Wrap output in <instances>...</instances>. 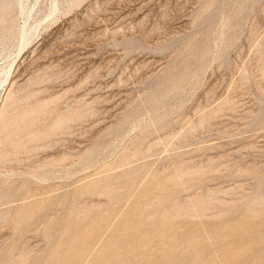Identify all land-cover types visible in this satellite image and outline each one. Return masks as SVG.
I'll return each instance as SVG.
<instances>
[{"label": "rangeland", "instance_id": "1", "mask_svg": "<svg viewBox=\"0 0 264 264\" xmlns=\"http://www.w3.org/2000/svg\"><path fill=\"white\" fill-rule=\"evenodd\" d=\"M18 1L0 105L86 116L0 165V264H264V0Z\"/></svg>", "mask_w": 264, "mask_h": 264}, {"label": "bare ground", "instance_id": "2", "mask_svg": "<svg viewBox=\"0 0 264 264\" xmlns=\"http://www.w3.org/2000/svg\"><path fill=\"white\" fill-rule=\"evenodd\" d=\"M75 1V0H74ZM212 2V1H211ZM19 1L18 0H0V38L6 39L8 31L10 30V22H9V15L11 11H13L14 7L18 6ZM20 4V3H19ZM209 4V3H208ZM20 8V6H19ZM23 5L21 4V10L22 12L25 11ZM24 13V12H23ZM22 14V13H21ZM27 14V12H26ZM23 15V14H22ZM26 17V16H25ZM27 18V17H26ZM25 18V19H26ZM25 21V20H24ZM27 22V20H26ZM25 22V23H26ZM28 25L25 24L23 26V30L21 29L20 37L22 42H28V39L31 37V27H26ZM26 27V28H25ZM37 27V26H36ZM22 28V27H21ZM33 31V29H32ZM25 46V45H24ZM22 46V48L24 47ZM10 68V67H9ZM8 68V69H9ZM11 69V68H10ZM7 70V69H5ZM8 72V71H6ZM5 73V72H4ZM10 73V71L8 72ZM7 73V74H8ZM9 75V74H8ZM8 75H5L7 77ZM9 78V77H8ZM12 80V79H11ZM39 81V78L33 79L31 82L32 84H35ZM42 81V79H41ZM40 81V82H41ZM4 83V82H3ZM12 89V88H11ZM11 89L8 90L5 101L2 105H0V165L4 164L7 161L11 162H20L21 156L28 155L34 152H38L40 150L45 149H54L56 145H58L57 137L60 135V133L64 134L67 130L71 128V124L81 121L86 116V110H73L69 109L66 111L65 114H61L57 116L55 119H51L52 121L47 124L43 129L39 128L36 129L38 131H33V129L37 126H40V123H42V114L44 109L49 106L48 104H37V103H31L26 108H22L16 113H13L14 110H17L19 105L22 103L21 101H28L30 98H32V94H26L22 98H13L16 94V92L11 93ZM28 93V92H27ZM38 100V99H37ZM36 100V101H37ZM34 102V101H33ZM51 102V101H50ZM52 104V103H51ZM53 107V106H52ZM89 111V110H88ZM215 115V112H210L208 114H205L201 117L199 125L205 124L208 122L212 116ZM44 116V115H43ZM47 117V116H46ZM44 118V117H43ZM53 118V117H52ZM45 119V118H44ZM44 121V120H43ZM45 122V121H44ZM44 124V123H43ZM37 132V133H36ZM67 133V132H66ZM137 145V142H135ZM138 146V145H137ZM139 149V148H137ZM136 150V149H135ZM134 150V151H135ZM140 150V149H139ZM147 150V149H146ZM52 151V150H51ZM55 151V150H54ZM139 152V151H137ZM136 152V154H138ZM55 153V152H54ZM86 153V152H85ZM90 153V152H87ZM132 153V152H131ZM135 153V152H134ZM56 154V153H55ZM54 154V155H55ZM83 155V154H82ZM127 154H125L126 156ZM132 155V154H131ZM50 156V155H49ZM64 156V155H63ZM70 156V155H69ZM84 156V155H83ZM89 156V155H88ZM128 156V155H127ZM136 156V155H135ZM47 157V156H46ZM51 157V156H50ZM82 157V156H81ZM87 160V159H86ZM123 161V158L121 159ZM124 160H126L124 158ZM49 161V160H48ZM66 158H54L52 157V160L49 161V166L52 167H61L64 164L66 165ZM47 162V161H46ZM69 162H71L69 160ZM64 165V166H65ZM70 165V164H69ZM73 165V163H72ZM133 173V172H131ZM128 174V173H127ZM135 174V173H134ZM137 174V173H136ZM35 178L39 179L38 181L43 183L44 181H47L48 178L45 174L41 173H32ZM132 175V174H131ZM130 175V176H131ZM127 176V175H126ZM129 177V176H128ZM133 177V175H132ZM130 178V177H129ZM108 179V178H107ZM111 179H109L110 181ZM133 180V179H131ZM105 181V179L103 180ZM108 181V182H109ZM114 183V180H111ZM135 181V180H134ZM104 184V183H103ZM45 185V184H43ZM46 187V186H45ZM44 187V188H45ZM88 187V185H87ZM92 187V186H91ZM85 188V187H84ZM83 189V188H82ZM81 189V190H82ZM92 189V188H91ZM101 190V188H100ZM86 191V189H85ZM84 191V192H85ZM89 191V189H88ZM92 191V190H91ZM78 193V192H76ZM81 194V192H79ZM84 194V193H83ZM91 194V193H90ZM68 195V194H67ZM82 195V194H81ZM86 195V194H85ZM92 195V194H91ZM95 195V194H94ZM98 195V193H97ZM95 195V196H97ZM2 196V195H1ZM117 196V194H116ZM115 196V197H116ZM121 196V195H118ZM57 197V196H56ZM84 197V196H83ZM101 197V196H100ZM105 197H110L105 195ZM58 198V197H57ZM74 198V197H73ZM118 198V197H117ZM64 199V198H63ZM79 199V198H77ZM81 199V198H80ZM113 199V198H111ZM110 199V200H111ZM54 200L56 198L54 197ZM59 200V199H58ZM177 200V199H176ZM53 201V200H51ZM76 201V200H75ZM39 202V201H38ZM41 202V201H40ZM77 202V201H76ZM35 203V202H34ZM33 203V204H34ZM99 203V202H98ZM44 204V203H43ZM80 204V203H79ZM85 203H83L84 205ZM41 205V204H38ZM86 205V204H85ZM90 205V204H88ZM25 206V205H24ZM23 206V207H24ZM36 206V205H34ZM42 206V205H41ZM44 206V205H43ZM37 207V206H36ZM27 208V206H26ZM31 208V207H30ZM38 208V207H37ZM36 208V209H37ZM94 208V207H93ZM142 208V207H141ZM25 209V208H24ZM35 209V208H34ZM40 209V208H39ZM140 209V208H139ZM18 210V209H17ZM30 210V209H29ZM33 210V209H32ZM27 211V210H26ZM31 211V210H30ZM73 211V210H72ZM17 212V211H16ZM19 212V211H18ZM25 212V211H24ZM27 213V212H26ZM32 213V212H31ZM72 213V212H71ZM70 213V214H71ZM37 215V213H35ZM160 214V213H159ZM20 215V214H19ZM28 215V214H27ZM34 215V212H33ZM39 215V213H38ZM30 216V214H29ZM173 216V215H172ZM17 217V216H16ZM33 217V216H32ZM31 217V218H32ZM22 219V216L20 217ZM20 220V219H19ZM30 220V218H29ZM28 220V221H29ZM70 220V219H69ZM74 220V219H73ZM25 221V220H24ZM68 221V220H67ZM76 221V219H75ZM17 222V220H16ZM22 222V221H21ZM18 223V222H17ZM21 225L23 224L20 223ZM19 225V224H18ZM20 225V226H21ZM13 226V225H12ZM23 227V225H22ZM57 230V228H55ZM60 229V228H59ZM58 229V230H59ZM17 230V229H16ZM64 230V229H63ZM89 230V229H88ZM56 232V231H55ZM59 232V231H58ZM97 232V231H96ZM60 234V233H59ZM93 235V233H92ZM80 236V235H79ZM75 246V245H74ZM25 252V251H23ZM28 253V252H27ZM28 258V257H27ZM24 263V262H23ZM9 264V263H8Z\"/></svg>", "mask_w": 264, "mask_h": 264}]
</instances>
